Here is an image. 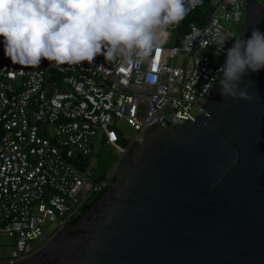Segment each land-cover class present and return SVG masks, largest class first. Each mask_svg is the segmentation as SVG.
Segmentation results:
<instances>
[{
    "label": "water",
    "instance_id": "1",
    "mask_svg": "<svg viewBox=\"0 0 264 264\" xmlns=\"http://www.w3.org/2000/svg\"><path fill=\"white\" fill-rule=\"evenodd\" d=\"M243 8L239 36L264 32V4ZM220 78L193 120L144 128L77 221L0 264H264V68L239 82L250 99Z\"/></svg>",
    "mask_w": 264,
    "mask_h": 264
},
{
    "label": "built area",
    "instance_id": "2",
    "mask_svg": "<svg viewBox=\"0 0 264 264\" xmlns=\"http://www.w3.org/2000/svg\"><path fill=\"white\" fill-rule=\"evenodd\" d=\"M200 1L189 0L190 9ZM243 7L244 0H217L204 23L172 26L175 37L168 31L151 63L135 67L103 55L91 63L42 59L26 66L5 56L0 43V233L14 239L0 262L36 251L112 180L110 170L94 179L87 164L98 131L121 157L147 126L159 121L166 128L204 111L197 100L207 99L226 58L224 51L216 54L212 37L236 36L231 24L242 21ZM120 118L138 127L125 145L110 128ZM46 222L56 225L54 233L31 246Z\"/></svg>",
    "mask_w": 264,
    "mask_h": 264
},
{
    "label": "clouds",
    "instance_id": "3",
    "mask_svg": "<svg viewBox=\"0 0 264 264\" xmlns=\"http://www.w3.org/2000/svg\"><path fill=\"white\" fill-rule=\"evenodd\" d=\"M189 10V0H0V43L5 56L26 66L42 59L91 63L103 55L135 67L151 63L170 27ZM211 43L217 55L226 53L218 69L221 94L250 99L239 82L249 70L264 68V32L253 28L246 39L218 32Z\"/></svg>",
    "mask_w": 264,
    "mask_h": 264
},
{
    "label": "rangeland",
    "instance_id": "4",
    "mask_svg": "<svg viewBox=\"0 0 264 264\" xmlns=\"http://www.w3.org/2000/svg\"><path fill=\"white\" fill-rule=\"evenodd\" d=\"M258 1L264 4V0ZM240 23L241 22L231 24L232 29L236 32V36H239ZM169 32L170 37H175V29L173 27H170ZM171 42L172 41L170 39L166 38L164 44L168 45ZM142 113V108H140L139 114L141 115ZM110 128L114 130L116 141L121 145L127 144L138 130V127L132 124L127 118L116 119L115 123L111 125ZM117 158V152L110 144L105 142L102 131H98L93 137L91 152L87 158L88 167H90L93 171L91 176L94 179L101 177L108 170V168L114 164ZM43 229L44 233L41 237L30 241L31 246L35 247L46 241L47 236L54 233L56 225L52 222H46L43 225ZM13 242L14 239L12 237L0 233V261L4 260L10 254Z\"/></svg>",
    "mask_w": 264,
    "mask_h": 264
},
{
    "label": "trees",
    "instance_id": "5",
    "mask_svg": "<svg viewBox=\"0 0 264 264\" xmlns=\"http://www.w3.org/2000/svg\"><path fill=\"white\" fill-rule=\"evenodd\" d=\"M216 4H217V0H201L200 4L196 8L190 9L188 11L187 15L184 17V19L182 21H180V23H181L180 28L184 29L186 26H188V23H190V22H194L197 24L204 23V21L208 18L210 12L213 10V8L216 6ZM100 194L95 196L89 203L84 205L81 208V212L79 213V215L76 216L71 221V223L77 221L78 218H80L84 214L86 208L88 206H90L94 201H96V199L99 197Z\"/></svg>",
    "mask_w": 264,
    "mask_h": 264
},
{
    "label": "flooded vegetation",
    "instance_id": "6",
    "mask_svg": "<svg viewBox=\"0 0 264 264\" xmlns=\"http://www.w3.org/2000/svg\"><path fill=\"white\" fill-rule=\"evenodd\" d=\"M114 166H115V162H114V164H113L111 167H109V168H108V170H107V171H109V170H110L112 175H113V172H114V171H113V169H114Z\"/></svg>",
    "mask_w": 264,
    "mask_h": 264
}]
</instances>
